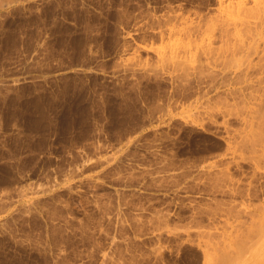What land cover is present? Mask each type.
<instances>
[{"label":"rangeland","instance_id":"374dc122","mask_svg":"<svg viewBox=\"0 0 264 264\" xmlns=\"http://www.w3.org/2000/svg\"><path fill=\"white\" fill-rule=\"evenodd\" d=\"M263 57L264 0H0V264H264Z\"/></svg>","mask_w":264,"mask_h":264},{"label":"bare ground","instance_id":"6f19581e","mask_svg":"<svg viewBox=\"0 0 264 264\" xmlns=\"http://www.w3.org/2000/svg\"><path fill=\"white\" fill-rule=\"evenodd\" d=\"M249 30H250V29H249ZM76 40H77V39H76ZM241 42H242V41H241ZM78 43H79V42H78ZM247 43H248V42H247ZM243 44H244V43H243ZM237 45H238V44H237ZM241 45H242V43H241ZM238 47H239L238 49L242 48L240 45H238ZM247 47H248V46H247ZM248 48H249V47H248ZM252 50H253V48H252ZM233 51H234V50H233ZM241 51H242V49H241ZM251 52H252V51H251ZM233 53H234V52H233ZM245 54H246V51H245ZM247 54H248V53H247ZM246 56H249V54L246 55ZM231 58H232V57H231ZM233 58L235 59V58H237V57H234V54H233ZM263 58H264V57H263ZM228 59H229V58H228ZM260 59H262V58H260ZM232 60H233V59H232ZM235 60H236V59H235ZM262 60H263V59H262ZM232 62H233V63H232V66L235 67V65H233V64H234V61H232ZM216 63H217V62H216ZM220 63H221V62H220ZM223 64H224V63H223ZM244 64H245V63H244ZM259 64H260V63H259ZM230 65H231V64H230ZM242 65H243V64H242ZM260 65H261V64H260ZM228 66H229V65H228ZM236 66H237V65H236ZM239 66H240V65H239ZM229 67H230V66H229ZM229 67H228V68H229ZM240 67H241V66H240ZM245 67H246V66H245ZM256 67H257V65H256ZM230 68H231V67H230ZM263 68H264V67H263ZM263 68H262V69H263ZM237 69H238V68H237ZM241 69H242V68H241ZM241 69H240V70H241ZM249 69H250V68H249ZM251 69H252V68H251ZM258 69H259V68H258ZM242 71H244V69H242ZM242 71L240 72V74L243 73ZM252 71H253V70H252ZM256 71H257V70H256ZM258 71H259V70H258ZM263 71H264V70H263ZM238 72H239V71H238ZM256 73H257V72H256ZM236 74H237V73H236ZM237 75H238V74H237ZM237 75H236V78H239V77H237ZM247 75H248V74H247ZM261 75H262V74H261ZM66 76H67V75H66ZM69 76H71V74H70ZM242 76H243V75H242ZM240 77H241V76H240ZM258 77H259V76H258ZM260 77H261V79H262V76H260ZM246 78H247V77H246ZM249 78H250V77H249ZM263 78H264V77H263ZM243 79H244V78H243ZM254 79H255V78H254ZM261 79H260V80H261ZM258 80H259V79H258ZM260 80L258 81V83H259V84H262L261 86L264 88V86H263V84H264V83H263L264 80L262 81V83H260ZM72 81H73V80H72ZM252 81H253V80H252ZM249 83H250V82H249ZM249 83H248V84H249ZM255 83H256V82H255ZM224 84H225V83H224ZM244 84H245V83H244ZM248 84H247V85H248ZM251 85H252V84H250V87H251ZM255 85H256V84H255ZM65 86H66V85H65ZM73 86H74V85H73ZM244 87H245V85H244ZM244 87H242V88H244ZM250 87H248V88L250 89ZM256 87H258V86H256ZM262 87L259 86V88H262ZM66 88H67V86H66ZM66 88H64V89H66ZM238 88H240V87H238ZM245 88H246V87H245ZM245 88H244V89H245ZM252 88H253V86H252ZM252 88H251V89H252ZM256 89H258V88H256ZM71 90H72V89H71ZM239 90H240V89H239ZM253 90H255V89H253ZM261 90H262V89H261ZM64 91H65V90H64ZM237 91H238V90H237ZM242 91H244V90H242ZM247 91H248V89H247ZM255 91H257V90H255ZM255 91H254V92H255ZM263 91H264V89H263ZM263 91H262V92H263ZM240 92H241V91H240ZM245 92H246V91H244V93H245ZM248 93H250V91H249ZM263 93H264V92H263ZM61 94H62V93H61ZM68 94H69V93H68ZM245 94H246V93H245ZM251 95H252V94H251ZM70 96H71V95H70ZM254 96H255V94H254ZM66 97H67V96H66ZM248 98H250L249 95H248ZM248 98H247V99H248ZM253 98H255V97H253ZM260 98H261V97H260ZM67 99H68V98H67ZM61 100H62V99H61ZM262 100H263V99H262ZM67 101H68V100H67ZM73 101H74V99H73ZM258 102H259V101H258ZM261 102H262V101H261ZM64 103H65V102H64ZM70 103H71V102H70ZM70 103H69V104H70ZM75 103H76V102H75ZM79 103H80V102H79ZM262 103H263V102H262ZM59 104H60V103H59ZM77 104H78V103H77ZM258 104H259V106H260V102H259ZM57 105H58V104H57ZM63 105H64V104H63ZM68 106H69V105H68ZM64 107H65V106H64ZM76 107H77V105H76ZM111 107H112V106H111ZM262 107H264V105H263ZM70 108H71V107H70ZM72 108H73V107H72ZM78 108H79V107H78ZM66 109H67V108H66ZM66 109H65V111H66ZM68 109H69V108H68ZM82 109H83V108H82ZM259 109H260V107H259ZM60 110H61V109H60ZM72 110H73V109H72ZM83 110H84V109H83ZM85 110H86V109H85ZM113 110H114V109H113ZM262 110H264V108H263ZM67 111H68V110H67ZM70 111H71V109H70ZM79 111H81V110H79ZM40 112H41V111H40ZM68 112H69V111H68ZM81 112H82V111H81ZM81 112H80V113H81ZM253 112H254V111H253ZM37 113H38V112H37ZM70 113H71V112H70ZM75 113H77V112H75ZM112 113H113V111H112ZM251 113H252V112H251ZM39 114H40V113H39ZM59 114H60V113H59ZM81 114H82V113H81ZM86 114H87V113H86ZM113 114H114V113H113ZM68 115H69V113H68ZM83 115H84V114H83ZM66 116H67V115H66V113H65V116H64V117H66ZM81 116H82V115H81ZM111 116H112V114H111ZM44 117H45V116H44ZM67 117H68V116H67ZM73 117H74V116H73ZM42 118H43V117H42ZM56 118H57V117H56ZM71 118H72V117H71ZM71 118H70V119H71ZM75 118H76V117H75ZM48 119H49V118H48ZM66 119H67V118H66ZM68 119H69V118H68ZM85 119H86V118H85ZM85 119H84V120H85ZM246 119H247V118H246ZM45 120H46V119H45ZM71 120H74V121H75V119H71ZM248 120H249V119H248ZM40 121H41V120H40ZM40 121H39V122H40ZM78 121H79V119H78ZM243 121L245 122L246 120L244 119ZM43 122H44V121H43ZM66 122H67V120H66ZM68 122H69V124L71 125L70 121H68ZM58 123H59V122H58ZM58 123H57V124H58ZM60 123H62V122H60ZM74 123H75V122H74ZM81 123H82V122H81ZM67 124H68V123H67ZM82 124H83V123H82ZM65 125H66V124H65ZM70 125H68V126H70ZM78 125H79V124H78ZM79 126H80V125H79ZM81 126H82V125H81ZM36 127H38V126H36ZM58 127H59V126H58ZM73 127H74V126H73ZM38 128H39V127H38ZM70 128H71V127H70ZM70 128H68V129H70ZM34 129H35V128H34ZM39 130H40V129H39ZM66 133H68V132H66ZM63 135H64V133H63ZM262 139H263V138H262ZM262 142H264V140H263ZM249 143H250V142H249ZM246 145H247V144H246ZM135 184H136V183H135ZM123 185H124V184H123ZM124 186H125V185H124ZM128 188H129V187H128ZM122 191H124V190H122Z\"/></svg>","mask_w":264,"mask_h":264}]
</instances>
